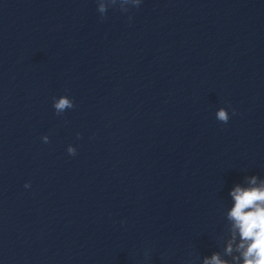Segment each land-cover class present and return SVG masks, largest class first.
Returning <instances> with one entry per match:
<instances>
[{
    "label": "clouds",
    "instance_id": "clouds-1",
    "mask_svg": "<svg viewBox=\"0 0 264 264\" xmlns=\"http://www.w3.org/2000/svg\"><path fill=\"white\" fill-rule=\"evenodd\" d=\"M57 112L63 111L67 107H71L70 101L61 98L54 105ZM220 121L227 122L228 117L224 110H220L217 114ZM47 141V137H44ZM70 153L73 149L68 150ZM255 184V178L252 179ZM29 185H25L28 187ZM235 200V205L229 217L235 221V226L239 228L243 243L239 245L242 249L244 264H264V187L241 189L235 188L231 193ZM245 209H251L245 211ZM229 245L228 251L231 252ZM205 264H224L218 257L213 256L210 261Z\"/></svg>",
    "mask_w": 264,
    "mask_h": 264
}]
</instances>
